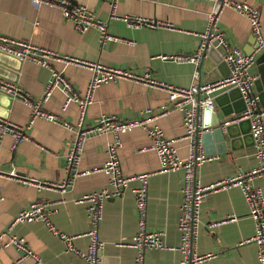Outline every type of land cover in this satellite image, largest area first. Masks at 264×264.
<instances>
[{
	"label": "crops",
	"instance_id": "1",
	"mask_svg": "<svg viewBox=\"0 0 264 264\" xmlns=\"http://www.w3.org/2000/svg\"><path fill=\"white\" fill-rule=\"evenodd\" d=\"M238 1H244L257 9L261 33L264 36V0ZM69 2L86 6L96 18L106 21L107 32L115 39L100 44L95 29L90 28L79 33L61 17L56 8L30 0H0V34L27 41L59 56L99 62L107 67L127 69L137 74L148 72L151 78L173 86L187 87L195 81L196 67L193 64L166 61L160 56L190 54L194 51L198 33L204 29L210 0H117L116 13L170 23L173 29L128 28L118 19H108L107 0ZM217 26L229 46L245 54L252 51L253 38L244 17L230 9H223L218 15ZM124 40L130 43L123 42ZM253 57L254 62L248 73L254 77L255 86L260 87L264 81V50L254 53ZM3 58L7 60L10 68L3 66L0 78L18 85L32 101L41 99L44 84L49 76L48 68L29 61L18 63L19 61L8 55H3ZM50 67L62 71L75 91L80 94L84 92L90 78L88 70L73 65L63 66L57 61H51ZM205 77L206 74L200 71V79ZM252 90L261 109L260 103H264V94L255 91L254 83ZM224 92L222 89L213 91V100ZM63 100V94L53 89L50 95L39 103L40 109L74 125L78 116L77 106L70 103L61 110ZM225 103L222 106L225 111L236 107V102L229 99ZM161 105L169 106L164 91L123 79L110 81L95 88L93 100L84 111L82 126L94 124L100 115H114L118 120L144 118L157 112ZM145 109H150L151 112L147 113ZM261 110L263 111L260 122L264 131V109ZM212 112L222 119V123L235 117L231 114L221 118V111L217 107L213 108ZM29 113V105L11 97L5 117H0L24 126ZM209 119L210 113H206L203 121ZM232 123L236 124H228ZM153 124L161 129L166 138L177 139L183 134L181 114L176 109L169 108L164 115L157 117ZM245 127V124L233 127V132L237 133L233 138L229 139L224 134V151L215 153L219 155L217 160L195 167L194 176L201 185H211L249 169L254 164L251 140L246 134L245 137L240 134ZM24 132L31 141L20 142L13 149L11 137L0 135V169L13 165L20 175L36 181H59L63 177L64 154L72 139V131L37 117ZM110 137V134L88 136L78 164L80 171L102 165L106 159L105 147ZM121 140L117 157L123 175L157 169L155 153L151 150L140 151L150 144L143 132L133 130L123 133ZM174 147L177 156L184 159L186 141L177 140ZM181 182V169L154 173L149 176L147 182L146 227L149 231H162V242L167 247H175L178 243L176 219ZM251 184L264 195V175L254 179ZM132 185L133 183H129L119 197L103 203L98 229L99 238L103 243L100 264H132L134 251L128 247L135 231V213L129 190ZM105 186L106 177L101 172L80 175L64 193L54 189H37L32 185L0 177V232L5 230L19 209L33 200H43L50 203V221L59 231L70 235L83 234L88 227L84 205L75 203L74 199ZM227 215H233L236 219L212 226L216 220ZM252 232V222L247 216L246 206L238 188L231 186L212 190L200 203L197 236L198 253L211 256L198 264H256L255 245L242 242L250 237ZM11 233L22 237L27 246L41 258L43 264H81L74 254L63 251L62 243L40 222L15 223ZM1 243L2 240L0 264H31L29 259L17 261L19 251L13 247H2ZM73 245L84 248L86 238H75ZM179 257L175 250L150 249L144 253L143 264H179Z\"/></svg>",
	"mask_w": 264,
	"mask_h": 264
},
{
	"label": "built area",
	"instance_id": "2",
	"mask_svg": "<svg viewBox=\"0 0 264 264\" xmlns=\"http://www.w3.org/2000/svg\"><path fill=\"white\" fill-rule=\"evenodd\" d=\"M30 1L56 8L61 17L79 33L90 28L95 29L98 32L100 44L115 39L107 32V22L96 18L93 12L84 5H73L69 0ZM210 2V8L205 14L204 29L198 33V42L194 51L190 54L161 55L160 58L177 63H191L196 67L202 54L212 47L218 50L222 61L228 68V74L225 77L201 83L198 81V73L195 69V81L193 80L187 87L173 86L153 79L148 72L137 74L127 69L107 67L99 62L59 56L53 51L43 49L27 41L0 34V52L11 55L21 62L29 61L49 70L41 99L35 102L18 85L0 78V92L18 98L30 107L29 117L24 126L0 117V135L11 137V149L20 142L31 141L24 129L28 128L33 119L37 117L72 131V139L64 154L63 177L59 181H36L33 178L20 175L13 165L7 169H0V177L24 185H32L37 189H54L60 193L69 190L74 180L82 174L101 172L106 177L105 187L90 191L74 199L75 203L84 205L88 227L83 234L70 235L59 231L50 221V203L47 201L33 200L27 206L19 209L5 230L0 232L1 246L13 247L19 251L17 261L29 259L31 264H43L41 258L27 246L22 237L11 233V228L15 223L40 222L51 235L62 243L63 251L74 254L79 258L81 264H100V251L103 243L99 238L98 229L103 203L108 199L119 197L128 184L133 183L129 190L135 213V231L128 243V247L134 251L132 264H143L144 253L150 249L177 251L180 256L179 264H198L208 259L210 254H200L197 251L200 203L212 190L231 186L238 188L246 206L247 216L251 219L253 226L252 235L243 239L242 242L253 243L255 245L256 264H264V195L251 184L254 179L264 175V131L260 122L263 110L259 109L257 96L252 90L254 77L248 73L249 67L254 62V53L264 50V36L261 33L259 13L255 7L238 0H210ZM116 3L117 0H107L108 19H118L126 27L132 29L139 27L173 29L170 23L157 22L137 15L118 14L115 11ZM223 9H230L247 20L253 38V47L250 53L245 54L237 48L229 46L222 32L218 29V15ZM123 42L130 43L126 40ZM51 61L60 62L63 66L73 65L88 70L90 78L84 92L80 94L75 91L63 76L62 71L50 67ZM121 79L164 91L169 106L161 105L157 112L139 119L118 120L114 115H100L94 124L82 126L84 111L93 100L95 88L101 84ZM231 87L238 89L244 109L238 116L224 121L220 127L223 128L229 122L248 120L254 164L249 169L204 186L194 176L195 167L205 162L217 160L219 157L215 153H206L201 143V135L206 131L203 126L204 111L212 109L213 91L218 89L227 91ZM53 89L59 90L64 96L61 110H64L70 103L77 106L78 116L74 125L40 109L39 103L44 101ZM169 108L176 109L181 114L183 134L177 139L166 138L161 129L153 124V121L164 115ZM145 112L148 113L151 110L145 109ZM133 130H139L148 137L150 144L140 151H153L157 157L158 167L154 171L125 176L120 171L117 150L121 146V135ZM90 134H110V140L105 147L106 159L99 167L80 171L78 164L83 145ZM177 140L186 141L184 159L179 158L176 154L174 143ZM177 169L182 170L176 219L178 243L175 247H167L162 242V231H149L146 227L147 182L149 176L154 173L173 172ZM235 219L233 215H227L216 220L212 226H219ZM80 236L86 238V245L82 249L73 245V240Z\"/></svg>",
	"mask_w": 264,
	"mask_h": 264
},
{
	"label": "water",
	"instance_id": "3",
	"mask_svg": "<svg viewBox=\"0 0 264 264\" xmlns=\"http://www.w3.org/2000/svg\"><path fill=\"white\" fill-rule=\"evenodd\" d=\"M3 55H8V54L0 52V70H2L3 66L10 68L8 67L9 64L7 60L3 58ZM8 56H11V55H8ZM20 62L21 61H19L18 63ZM196 71L198 73V81L199 82L202 81L203 83L225 77L228 74V68L226 64L222 61L221 56L218 53V50L212 47L208 48L202 54L200 61L198 65L196 66ZM200 71L206 74V77L203 80L200 79ZM253 83H254L255 91L259 93L261 91L264 94V81L261 82L260 87L255 86V83H256L255 81ZM258 98H259V95H258ZM228 99L236 102V107H234L232 110L225 111L223 110L222 106L226 104L225 102H227ZM10 102H11V97L5 93L0 92V116L1 117H5V110L8 108ZM215 107L220 109L221 118L228 117L231 114H233L234 116H238V114L244 109V104H243V101L241 99L238 89L233 88V90L225 91L223 94L216 97L215 100L212 101V109ZM260 107L261 109H264V103L263 104L260 103ZM212 109H206L204 111V116H203V119H204L205 114L210 113V119L206 120L205 122L203 121V126L206 129V131L201 135V143L206 153L213 154V153L223 152L224 151L223 146L225 144L224 134L229 139L236 136L237 133L233 132V127L235 126L239 127L245 124L246 125L245 130L240 131V134L243 137H245V134H246V136L250 138V134L248 132L249 131L248 120L246 119L239 120L236 122V124L234 123L226 124L225 126H223V128H221L220 126L222 124V119H220L215 114V112H212ZM213 143L215 144L214 146H213Z\"/></svg>",
	"mask_w": 264,
	"mask_h": 264
}]
</instances>
